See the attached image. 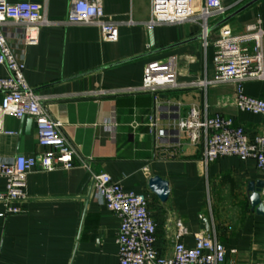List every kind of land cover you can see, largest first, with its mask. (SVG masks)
<instances>
[{"label":"crops","instance_id":"obj_1","mask_svg":"<svg viewBox=\"0 0 264 264\" xmlns=\"http://www.w3.org/2000/svg\"><path fill=\"white\" fill-rule=\"evenodd\" d=\"M9 1L36 2L52 22L41 29L36 46L22 43L19 26L8 25L4 31L11 49L24 61L27 82L44 99L51 117L62 123L64 135L89 161L90 170L76 159L70 170L29 174L27 200L19 205L22 214L0 217V264H120L116 243L120 221L96 198L91 173H107L126 192L149 198L162 256L173 252L177 223L188 230L181 242L193 247L194 235L206 233L201 229L202 216L211 224L206 234H216L226 249L224 264H264V216L252 212L247 193L250 182L264 180L256 162L227 157L205 165L202 143H191L186 133H171L159 143L149 130V116L154 113L159 127L168 129L195 108L209 117L231 118L255 138L264 136V116L234 105L233 83L167 90L159 94L157 112L153 94L127 93L143 85L149 63L170 57H176L179 85L213 79L220 27L243 34L247 25L261 20L264 29V0H221L231 7L225 18L229 20L222 25L225 19L212 21L206 48L198 39V24L149 30L151 0H97L105 19L119 24L116 42H105L99 27L64 24L76 0ZM195 3L200 6L202 0ZM7 75L0 65V77ZM100 91L116 94L99 96ZM244 92L264 99V81L246 82ZM163 105L176 110L164 113ZM176 114L179 119L171 120ZM28 120L5 119L6 131L15 134H0V160L44 152L37 143L36 122L27 130ZM153 177L168 182L166 202L151 191ZM5 194L0 178V195ZM4 212L0 201V214Z\"/></svg>","mask_w":264,"mask_h":264},{"label":"built area","instance_id":"obj_2","mask_svg":"<svg viewBox=\"0 0 264 264\" xmlns=\"http://www.w3.org/2000/svg\"><path fill=\"white\" fill-rule=\"evenodd\" d=\"M151 0V19L147 27L154 30L161 25L198 24L201 27L202 45L206 48L211 35L212 21H223L231 7L221 0ZM42 5L32 1L11 3L0 0V65L8 75L0 77V134L14 135L5 129L7 117L26 118L36 122L37 143L44 148L38 156L18 155L0 160V178L5 182L6 194L0 195L5 212L0 217L22 214L19 206L27 200L26 188L29 174L35 170L52 172L70 170L80 164L90 170L89 161L82 158L75 146L67 139L62 123L54 120L43 103V98L32 88L25 77L23 59L11 49L4 31L8 25L22 28L25 46L39 44L41 29L50 25ZM67 25L96 26L101 29L105 42L118 40L119 24L105 19L97 0L74 1ZM215 76L181 86L176 82V57L149 63L144 70L143 85L129 89L127 93H151L155 99V112L159 109V94L183 87L207 88L213 85H236L234 105L243 112L264 116V99L250 97L244 92L249 81H264V29L257 20L246 26L243 34H235L229 26H221L214 43ZM99 96L115 95L114 91H100ZM229 101H227L228 103ZM154 113L149 116V130L160 143L171 133H186L191 143L203 145V163L209 165L221 158L234 157L254 160L264 173V136L251 138L243 127L231 118L202 115L190 109L188 115L175 121L168 129L159 127ZM90 182L95 196L102 200L120 221L116 243L120 264H224L226 249L216 234H195V244L187 247L181 238L188 230L177 223L178 234L171 256H162L157 249V224L149 210V198L144 194L126 192L119 182L107 173H91ZM236 253V251H232Z\"/></svg>","mask_w":264,"mask_h":264},{"label":"water","instance_id":"obj_3","mask_svg":"<svg viewBox=\"0 0 264 264\" xmlns=\"http://www.w3.org/2000/svg\"><path fill=\"white\" fill-rule=\"evenodd\" d=\"M258 1V0H256ZM255 1V2H256ZM254 3V2H253ZM251 3V5L253 4ZM250 6V5H248ZM247 6V7H248ZM247 7L243 8L242 10L246 9ZM241 10V11H242ZM229 19H225L222 23L224 24ZM153 32H151V35ZM153 39V38H152ZM198 39H201V36L198 37ZM153 45V44H152ZM165 97L164 99H166ZM176 107L169 106V105H163L160 107V110L164 113H168L169 110L172 109V111L176 110ZM171 120H178L179 116L176 114L174 117L170 118ZM33 120L29 119L27 121V130H29L32 126ZM176 135H178V132H175ZM149 187L153 193H155L161 201L166 202L170 195L169 185L167 181L162 180L160 177H153L150 180ZM263 191H264V180H259L257 182H250L248 184V201L251 206L252 212H256L259 216H264V202H263ZM201 222V229L205 231L206 233H210L211 231V224L210 220L207 218L200 217Z\"/></svg>","mask_w":264,"mask_h":264}]
</instances>
